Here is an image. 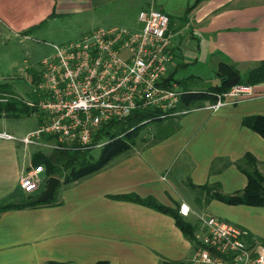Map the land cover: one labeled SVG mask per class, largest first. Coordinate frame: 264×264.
Listing matches in <instances>:
<instances>
[{"label": "crops", "instance_id": "crops-1", "mask_svg": "<svg viewBox=\"0 0 264 264\" xmlns=\"http://www.w3.org/2000/svg\"><path fill=\"white\" fill-rule=\"evenodd\" d=\"M115 1L119 0H0V38L3 42L11 37L35 41L56 15L90 11ZM194 1L137 0L134 4L139 10L154 6L172 18V70L195 62L202 54L213 61L215 74L219 63L226 62L250 76L264 61V0H200L187 19L180 20ZM30 28L33 30L23 34ZM183 28L196 39L192 47H183L181 35L176 38ZM31 71L27 67V78L31 79ZM190 75L196 76V83L203 81L199 73ZM216 80L195 88L208 91L219 83L218 77ZM4 81L14 83L9 77L0 82ZM250 85L252 95L235 103L212 109L208 106L214 101H205L174 116L170 120L177 127L165 138L156 139V125L150 124L145 141H138L97 172L61 182L49 203L27 204L43 189L47 169L31 193L21 189L19 177L35 165L39 154L51 151L19 140L36 126L23 131L0 120V132L15 136H0V205L17 204L0 211V264L187 261L194 248L174 218L127 197L130 195L153 197L177 209L185 202L190 212L184 217L198 230L199 216L211 214L246 229L250 237L264 244V207L216 199L198 201L199 191L193 188L215 183L225 194L243 189L247 178L236 163L245 153L256 158L264 174V138L242 122L249 115H264V80ZM20 198L26 201L17 203Z\"/></svg>", "mask_w": 264, "mask_h": 264}, {"label": "built area", "instance_id": "built-area-1", "mask_svg": "<svg viewBox=\"0 0 264 264\" xmlns=\"http://www.w3.org/2000/svg\"><path fill=\"white\" fill-rule=\"evenodd\" d=\"M139 30L98 26L75 40L52 44L39 62V79L32 84L35 99L27 105L43 112L36 128L19 138L24 145L48 151H83L104 144L95 140L106 122L140 110L168 118L190 108L176 109L183 90L168 76L174 64L167 13L148 6L139 10ZM252 95L249 84L216 93L208 107L217 109ZM0 136L14 139L7 132ZM42 164L25 170L19 185L25 193L41 184ZM187 216L190 207L179 204ZM199 244L186 264H264V244L249 232L214 215H200Z\"/></svg>", "mask_w": 264, "mask_h": 264}, {"label": "trees", "instance_id": "trees-1", "mask_svg": "<svg viewBox=\"0 0 264 264\" xmlns=\"http://www.w3.org/2000/svg\"><path fill=\"white\" fill-rule=\"evenodd\" d=\"M200 0H195L192 4H188L184 14L179 17L184 21L187 19L188 13L195 7ZM172 18L170 17V24ZM34 28V27H33ZM27 29L23 34L33 30ZM176 69H173L168 79L175 81L183 90L176 109H189L202 105L205 101H215L216 93L228 91L236 84H252L257 81L264 80V61L250 74V76H242V73L233 65L221 62L216 69V75L219 83L211 86L210 89L195 88L196 76L188 75L183 78H176ZM39 79V73L35 70L31 71V83L34 84ZM34 96V95H33ZM35 99V96H34ZM36 109L26 104L25 100L19 96L12 83L4 81L0 82V117L20 116L21 114H30ZM174 117L160 118L154 117L152 111L140 110L131 113L129 116L121 119H112L100 128L95 140H103L104 144L99 148L96 157L91 154L92 149L83 151H51L50 154H39L36 164H42L47 169L48 175H54L61 179L62 183H70L80 180L94 172L105 167L116 156L124 154L137 145L138 141H145V128H149L150 124L155 123L154 136L156 139L165 138L173 133L177 124L173 122ZM168 120V121H167ZM166 121V122H165ZM243 124L251 130L257 132L264 138V115H249L243 118ZM145 131V132H144ZM237 167L246 175L247 182L243 189L225 194L219 189L218 184L193 185L199 195L197 200L202 198L205 201L216 199L227 204L237 205L245 204L250 206L264 207V174L257 166L256 158L245 153L244 156L236 163ZM134 201L148 205L158 211L164 212L172 216L176 225L180 228L184 236L190 240L193 248H196L199 241L196 239L198 228L195 224L188 221L181 215L177 208H172L160 204L153 197L140 198L130 195ZM47 199L46 202H51ZM27 204H35L28 200ZM15 203H7L0 205V211L14 207ZM47 264H67V263H47ZM93 264H108L107 261H97ZM160 264H186V261L163 260Z\"/></svg>", "mask_w": 264, "mask_h": 264}, {"label": "rangeland", "instance_id": "rangeland-1", "mask_svg": "<svg viewBox=\"0 0 264 264\" xmlns=\"http://www.w3.org/2000/svg\"><path fill=\"white\" fill-rule=\"evenodd\" d=\"M136 1L119 0L95 7L90 11L58 14L43 26L41 35L37 36L35 41L20 42L18 39L11 37L10 40L3 42L4 39L0 38V81H3L4 77H9L14 82L13 88L19 96L24 100H34V94L31 91V79L27 78V74H29L27 67L39 73V62L43 56L52 52V44H63L75 40L98 26H121L130 30H139L141 23L137 19L139 7L135 9L134 3ZM190 34L186 28L181 29L179 34H175L176 38L179 35L183 37L184 41L181 42L184 48L192 47L196 43V39L192 38ZM212 62L211 60L207 61L200 54L195 62L179 67L175 76L176 78H183L190 74L199 73L203 81L198 83L196 81L195 84L198 87H207L217 81L215 67H213ZM242 76L245 77L246 75L242 73ZM42 117L43 112L36 110L30 114L8 116L0 120L7 121L13 128L19 127V129L25 131L28 128L37 127ZM146 130L147 128H145ZM98 153L99 149H92L91 151L94 157ZM45 183L46 180L42 182L43 187Z\"/></svg>", "mask_w": 264, "mask_h": 264}, {"label": "water", "instance_id": "water-1", "mask_svg": "<svg viewBox=\"0 0 264 264\" xmlns=\"http://www.w3.org/2000/svg\"><path fill=\"white\" fill-rule=\"evenodd\" d=\"M61 183V179L57 176L50 175L46 179V183L43 189L35 197L31 198V201L35 203L45 202L47 199L54 198L55 190L58 185ZM26 201V198H20L16 200L17 203L22 204Z\"/></svg>", "mask_w": 264, "mask_h": 264}]
</instances>
